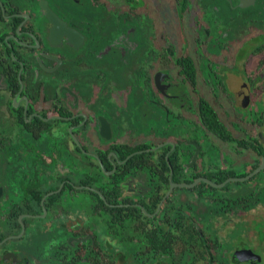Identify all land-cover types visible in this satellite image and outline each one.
Here are the masks:
<instances>
[{"label": "flooded vegetation", "instance_id": "obj_1", "mask_svg": "<svg viewBox=\"0 0 264 264\" xmlns=\"http://www.w3.org/2000/svg\"><path fill=\"white\" fill-rule=\"evenodd\" d=\"M263 163L264 0H0V264H264Z\"/></svg>", "mask_w": 264, "mask_h": 264}, {"label": "trees", "instance_id": "obj_2", "mask_svg": "<svg viewBox=\"0 0 264 264\" xmlns=\"http://www.w3.org/2000/svg\"><path fill=\"white\" fill-rule=\"evenodd\" d=\"M163 158V162H164V166H166V162L164 157ZM170 160V159H169ZM166 171H167V167H166ZM176 191L178 192H187L189 191L188 189H176ZM146 221L150 222L147 218H145ZM163 224L167 225L165 228L160 229L159 232L156 231V229H147L146 231H144L143 233H146L147 239L149 241L148 243V248H147V252L149 254H152V256L154 257V259L151 258V260H155V258L159 257L158 260L161 259V263H156V264H173V215H169V214H165V216L163 217ZM176 235V239H177V244L178 246L175 248L177 250L176 253V262L177 264H190V262L192 261H188L186 256L188 254L189 248H188V244H187V235L188 233L186 232V230H178L175 232ZM174 249V250H175ZM132 250V254L131 256H136V258L140 256V254H138V252L136 253V251L138 250V248H131ZM142 250V249H141ZM125 253H118V252H114L113 255L110 257V260L113 262H116V260H123L124 257L126 255H124ZM193 262V261H192ZM97 264H106L105 262H102L100 260L97 261ZM117 264V263H114ZM131 264H141L139 259H135L134 262H132ZM150 264H154V262L150 263ZM193 264H196L193 262Z\"/></svg>", "mask_w": 264, "mask_h": 264}, {"label": "water", "instance_id": "obj_3", "mask_svg": "<svg viewBox=\"0 0 264 264\" xmlns=\"http://www.w3.org/2000/svg\"><path fill=\"white\" fill-rule=\"evenodd\" d=\"M263 166H264V163H263L258 169H256V170L253 171L251 174H249L247 177H245V178H243V179H240V180H247V179H249L252 175H254V174H256L258 171H260V170L263 168ZM199 181L206 182V183H208V184H210V185H212V186H216V187H221L222 185H224V184H222V185H214V184H212L211 182H209V181H207V180H205V179H199V180L195 181V182L192 183V184H173V185H171L169 191H171L172 188H193V187H194Z\"/></svg>", "mask_w": 264, "mask_h": 264}]
</instances>
